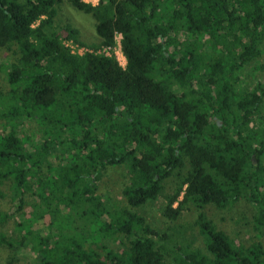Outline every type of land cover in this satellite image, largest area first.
<instances>
[{
  "label": "trees",
  "instance_id": "trees-1",
  "mask_svg": "<svg viewBox=\"0 0 264 264\" xmlns=\"http://www.w3.org/2000/svg\"><path fill=\"white\" fill-rule=\"evenodd\" d=\"M68 1L96 21L100 43L83 54L68 44L85 46L76 29L53 30L62 0H0V48H17L0 99V186L14 204L0 224L15 219L19 232L0 242L12 259L25 248L36 264H166L159 233L135 209L173 176L165 218L246 200L264 230V128L253 126L264 82L241 88L237 75L263 53L264 0ZM118 34L125 66L98 53ZM23 120L46 138H22ZM57 149L66 164L48 161ZM109 166L127 170L128 208L97 193ZM196 225L208 253L174 242L181 264H264L261 244L238 246L202 212ZM118 235L120 249L105 244Z\"/></svg>",
  "mask_w": 264,
  "mask_h": 264
},
{
  "label": "rangeland",
  "instance_id": "rangeland-1",
  "mask_svg": "<svg viewBox=\"0 0 264 264\" xmlns=\"http://www.w3.org/2000/svg\"><path fill=\"white\" fill-rule=\"evenodd\" d=\"M65 27L76 29L78 39L85 44V46H81L74 40L69 41L68 44L74 52L83 54L88 48L97 46L100 43V38L96 32L95 19L90 14L75 9L68 0H62L58 5V14L53 30L61 34L64 32L62 28ZM16 50V46H12L10 49L0 48V99L11 91L7 75L10 71L9 65L16 59ZM118 57L121 64L125 66L126 60L121 52L118 53ZM259 64L264 66V49L262 55L257 60L245 65L237 73L241 80L239 87L252 89L259 82H264V67L260 69ZM5 122L6 120L0 119V134L3 133ZM253 126L255 128H264V104L260 116L255 120ZM17 130L22 138H27L31 141L41 142L46 138L41 124L36 120H23ZM64 153L66 152L57 149L55 155L49 157L48 161L52 165L66 164L67 160ZM45 169L46 166L44 165L43 170ZM178 181L175 176L167 179L163 183L164 191L158 199L135 209L137 214L143 216L147 224L159 233L160 237L153 236V238L157 242V245L161 246V252L164 255L166 264H181L178 255L171 250L174 242L184 245L189 244L192 249L199 248L205 254L208 253L205 238L196 225L201 212L216 225L218 230L226 233L238 246L249 248L253 245L261 244L264 248V230H258L255 227L254 218L256 217L257 209L246 200L229 203L224 208H218L213 204H209L203 209L190 206V209L184 210L182 216L176 221L165 218L162 210L166 204V195L174 193ZM129 183L130 178L124 166H109L102 171V178L99 182L97 193L102 196L107 207H110L112 210L114 208H128L129 206L123 190ZM0 192L4 194L0 198V212H13L14 204L11 202L9 184L0 186ZM27 199L28 201H32L30 195L27 196ZM15 225V219L0 224V234H4L7 239L13 241L11 239L16 238L19 233L16 231ZM117 237V240L113 238L106 240L105 244L115 250L120 249L121 241H126V239L124 235H118ZM168 238L171 242L167 245ZM175 246L176 244L174 248ZM16 257L17 260L12 259L15 258L13 249L0 242V264H36L34 255L29 253V250L25 248L17 250Z\"/></svg>",
  "mask_w": 264,
  "mask_h": 264
},
{
  "label": "built area",
  "instance_id": "built-area-1",
  "mask_svg": "<svg viewBox=\"0 0 264 264\" xmlns=\"http://www.w3.org/2000/svg\"><path fill=\"white\" fill-rule=\"evenodd\" d=\"M82 1L85 2V3H87V4L93 5V6L98 5L99 2H100V0H82ZM121 39H122V36L120 34H118L117 37H116V45L114 47H104V48H101L98 51V53H104V54H106L108 56L114 54L116 56L117 60L119 61V63L121 64L120 59L118 57V53L119 52H121V54L123 55V53L121 51V45H120ZM123 57H124V55H123ZM125 60H126V58H125Z\"/></svg>",
  "mask_w": 264,
  "mask_h": 264
}]
</instances>
